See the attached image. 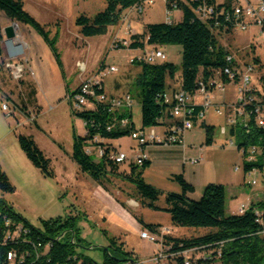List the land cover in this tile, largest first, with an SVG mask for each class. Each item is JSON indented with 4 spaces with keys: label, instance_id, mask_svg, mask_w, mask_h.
<instances>
[{
    "label": "rangeland",
    "instance_id": "rangeland-1",
    "mask_svg": "<svg viewBox=\"0 0 264 264\" xmlns=\"http://www.w3.org/2000/svg\"><path fill=\"white\" fill-rule=\"evenodd\" d=\"M42 1L45 9L37 6L34 0H25V10L45 25L52 35L59 30L57 46L61 54V65L49 47L44 49L41 46H37L38 56L31 60L29 71L20 80L12 78L8 69L0 64V168L16 186L14 193L4 194V197L35 227H42L43 220L78 214V228L85 245L77 249L98 263L104 260L105 248L113 249L112 238H116L127 251L137 255L138 260H133L138 261L136 264H171L168 257L159 256L163 252L162 239L161 242H152L141 238L143 227L140 219L147 223L160 222L169 229V233L177 236H197L211 229L174 225L167 211L143 205L135 186L119 175L111 174L100 185L82 172L72 153L74 136L84 135L86 125L83 117L73 113L69 96L80 82L94 76L104 65L102 73L106 93L110 96H122L128 92L132 94L133 122L136 129L141 131L142 105L135 82L142 66L132 63V59L143 55L144 50L118 48L113 42L123 38L128 31L130 34L126 39L130 42L131 35L144 32L148 23L180 21L182 11L175 7L168 9L165 0H146L143 13L131 8L125 9L119 21L110 25L106 34L85 37L76 25V18L81 14L94 16L103 11L107 6L106 0H62L60 3L55 0ZM58 18L59 26L55 23ZM245 20L249 23L247 29L237 27L230 33L216 32V36L219 45L235 56L238 64L241 63V73L249 75L251 85L264 97V30L254 21V17L248 15ZM145 42L146 49L150 50L152 45L147 39ZM161 47L168 55L165 61L178 68L174 80L167 78L170 91L179 87L182 79V46L165 44ZM255 58H259L260 62H256ZM79 62L85 63L84 70ZM250 64L254 66L253 70H249ZM111 66L118 67V71L111 72ZM240 83V80H232L226 83L224 89L209 91L212 107L206 108L205 116L186 131L185 142L207 148V151L203 150L204 157L213 162L215 171H221V176L226 174L220 179H233L234 188L242 191L239 201L249 205V197H253L254 201L256 195L258 199L263 197L264 174L259 169L245 174L243 151L238 148L237 136L231 135L228 127L229 119L234 116V107H226L222 113L214 108L216 104H237ZM197 101L204 104L205 97L198 96ZM3 103L8 104V108H3ZM203 121L214 126L211 144L207 143ZM223 126L228 128L227 134L223 132ZM156 130L163 132V125H158ZM19 133L33 136L49 159L52 175H45L28 159L19 145ZM231 138L234 143L230 142ZM108 141L128 158L142 154L139 143L131 134L110 138ZM164 146L168 145L150 144L146 146L145 153L148 157L163 158L164 152L160 149ZM171 167V163L153 160L152 167L145 171L147 182L168 188L165 186L168 180L164 179L162 172ZM254 180L256 184L252 183ZM229 181L226 183H231ZM169 189L165 192L174 191L173 188ZM166 193L156 201L158 206H167ZM203 255L202 251L194 255L193 252L187 254L196 259ZM213 264H220V261H214Z\"/></svg>",
    "mask_w": 264,
    "mask_h": 264
},
{
    "label": "trees",
    "instance_id": "trees-1",
    "mask_svg": "<svg viewBox=\"0 0 264 264\" xmlns=\"http://www.w3.org/2000/svg\"><path fill=\"white\" fill-rule=\"evenodd\" d=\"M106 1L107 6L103 11L94 16L81 14L76 18V25L79 26L83 36L106 34L109 26L119 21L123 10L144 6L146 0ZM165 2L168 9L177 6L182 11L180 21L148 23L144 32L131 35L128 46L121 44L114 46L145 49L146 39L152 46L180 44L182 46L180 86L190 94H194L199 88L200 80L208 82L219 71H222L220 78L224 85L232 81L224 73V69L229 65L227 61L229 52L219 45L216 35L222 31L230 33L234 30L237 22L233 16V7L238 0H224L223 2H218V0H165ZM202 5L213 6L215 12L211 16L202 17L198 13ZM227 11L230 12L231 20L226 19ZM1 12L6 13L13 21L30 25L36 29L61 65V54L57 46L59 30L52 35L45 25L25 10V0H0ZM56 25L59 26L60 23L57 22ZM3 39L0 20V59L2 60L0 64L8 69L7 60L3 57ZM255 61L260 62V59L255 58ZM139 64L142 69L135 84L139 89L142 105L141 130L163 125L164 132L170 134L172 123L166 121L164 114L167 105L160 103L159 97L170 87L167 84V78L172 80L176 78L178 68L168 61ZM27 71H29L28 61ZM8 72L10 73L9 69ZM10 76L13 78L11 73ZM238 79V76L234 78V80ZM96 93L98 96L105 93L104 83L102 88L96 87ZM92 101L93 107H86L80 111L73 109L74 114L83 117L86 125L84 135L75 134L74 136L72 157L79 169L100 185H103L111 174L121 176L135 186L143 205L167 211L174 225L211 229L197 236L176 237L164 229L161 224L147 223L140 219L142 229L155 233L158 236V242L162 239L163 252L169 255L171 264H184L186 258L203 263L208 256L211 257L208 260L210 264L214 261H220V264H264V193L262 199L248 205L244 213H228L227 188L224 184L208 183L203 195L199 199H193L188 193L194 191V186L180 173L176 174L174 179L178 181L182 190L166 193L167 206H158L156 201L164 192L145 180L144 172L151 164L149 158L144 161L143 165H139L133 158L125 162H117L112 158L113 154L118 153L119 148L108 139L130 135L137 130L131 109L113 112L109 110L108 103L98 102L95 97ZM70 103L72 105L71 101ZM190 109L192 113L187 118L195 124L205 110L202 105L195 103L190 105ZM123 117L129 120L127 126L120 124V119ZM202 125L206 129L207 143L211 144L214 126L207 125L205 121ZM230 134L237 136L238 148L244 150L245 174L256 169L264 174V126L258 127L254 116H251L246 125L240 122L233 125ZM18 141L21 149L35 167L45 175L53 174L49 159L32 135L19 133ZM89 146L103 149V155L95 160V156L86 150ZM146 146L148 145L143 147L146 148ZM251 146H255L257 150L260 149L261 153L256 154L257 157L254 160L248 161L246 155ZM15 191L16 186L11 182L8 174L0 168V264H124L129 260H138L134 252L127 251L123 243L119 244L116 238H112L113 249L105 248L104 260L98 263L77 249L78 246L85 245L78 228V214L43 220L42 227H35L4 197V194ZM123 205L126 207L124 203ZM60 236L62 237L59 238ZM190 249H195L193 255L199 251H202L204 255L196 259L187 256L190 252L186 255L179 254ZM12 251L16 255L13 260H9L8 253Z\"/></svg>",
    "mask_w": 264,
    "mask_h": 264
},
{
    "label": "built area",
    "instance_id": "built-area-1",
    "mask_svg": "<svg viewBox=\"0 0 264 264\" xmlns=\"http://www.w3.org/2000/svg\"><path fill=\"white\" fill-rule=\"evenodd\" d=\"M177 8V6L175 7ZM145 9L144 6H136L131 10L138 11L139 13H143ZM215 12L213 6L202 5L198 9L199 15L202 17L211 16ZM254 17V21L262 26L264 30V2L262 0H238V3L233 7V16L236 19V25L234 27H240L241 29H247L249 23H247L246 16ZM226 19L231 20L230 12L227 11ZM171 21V20H169ZM128 34L130 32L128 31ZM129 40L125 39H115L113 45L121 44L128 46ZM143 55L135 57L132 59V63H159L165 61L168 58L165 50L161 46H152L150 50H147L146 47ZM228 66L224 69V73L231 79L234 80L236 76L239 77L240 85L238 88L239 97L237 104L228 105L227 103L216 104L214 108L222 113V109L229 108L230 106L234 107V116L229 119L228 127H231L237 123L247 124L248 120L251 116H254L255 124L259 126H264V97L258 93L256 88L251 85V80L248 74H242V70L240 69L241 63L238 64L235 56L229 54L227 56ZM81 69H85V63L79 62ZM7 68L10 70L11 75L15 79H20L24 76L27 70V60L23 57H13L7 60L6 64ZM104 66H102L94 76L89 77L86 80H83L82 83L71 92L69 99L72 102L73 109L76 111L83 110L86 107H93L92 98H96L98 102H106L110 106V111L113 112H122L128 111L132 108L133 104V96L130 92L126 93L122 96H110L106 93L98 96L96 93V87L102 88L104 82V75L102 73ZM254 66L249 65V70H253ZM111 72L118 71V67L111 66ZM215 77L211 78L210 81L205 82L204 80H200V86L195 91L194 94H190L182 86L171 89L170 91H165L162 96L159 97V102L167 105V110L164 111L166 115V121L171 122V131L172 133L167 134L166 132H157L155 128H148L145 130H135L131 133L132 137L139 143V147L141 148L142 154L134 157L133 159L139 164L143 165L144 161L149 157L145 153V148L143 146L150 144H165V145H180L184 142V136L186 131L190 130L194 126V122L187 118L189 114L192 113V109H190L191 104H197L195 102L196 96L205 97V103L199 104L204 107V110L208 107H212V104L209 100V91L215 88L224 89L225 85L221 81L220 75H222V71L215 73ZM242 75V76H241ZM3 108H8V104L3 103ZM168 114L170 116H168ZM206 112H202L200 114V118L205 116ZM239 118L241 121H239ZM129 123L128 118L123 117L120 119L121 126H127ZM111 128V127H110ZM226 126L223 127V132H227ZM229 129V130H230ZM231 143H234V140L230 139ZM87 152L93 154L95 157H100L103 155L104 150L101 148H93L91 146L86 148ZM244 152V150H242ZM257 148L252 146L247 151L246 159L248 161H252L255 159L257 154ZM112 158H114L117 162H125L131 158H128L127 155L118 151V153L113 154ZM203 159V155L198 157L190 158L189 161L192 164H197ZM252 173V172H250ZM249 173V174H250ZM256 184L257 181L254 180L252 182ZM248 208V204H241L238 208V213H244ZM21 227V226H20ZM169 231L168 228H165ZM64 236V235H62ZM60 236L59 238H61ZM141 238L148 239L152 242H158V236L155 233H152L148 230H141ZM72 242L74 240L72 239ZM195 249H190L185 252H180L179 254H187L189 252H193ZM15 252L8 253V259L13 260L15 257ZM159 256L168 257L169 255L162 252ZM209 258L206 257L205 262L199 263L196 260H192L190 258L185 259L184 264H210ZM138 261L129 260L124 264H136Z\"/></svg>",
    "mask_w": 264,
    "mask_h": 264
},
{
    "label": "crops",
    "instance_id": "crops-1",
    "mask_svg": "<svg viewBox=\"0 0 264 264\" xmlns=\"http://www.w3.org/2000/svg\"><path fill=\"white\" fill-rule=\"evenodd\" d=\"M55 1L59 2V3L63 2L62 0H55ZM34 2L36 3L37 6H40L41 9H43V8L45 9V7L42 6V2H43L42 0H34ZM56 9H58V8H56ZM59 16H61V14ZM0 20L2 23L3 30L6 26L10 25L13 22V20H11L6 15V13H4V12L0 13ZM58 21H60L59 18L57 19V22ZM57 22L55 21L56 24H57ZM17 27H19V28L18 29L16 28L17 35L15 38L8 39L5 36L4 31H3V35H4V39L2 41L3 57L6 60L13 58V57H18V58L23 57L24 59H26L28 61V65H29L31 60L38 56L37 46H39V47L41 46L44 49H46V47H49V46L45 42L43 37L30 25L19 23V25ZM128 36L129 35L127 34L125 36H122L123 38H120V39H125ZM81 83L82 82H80L79 85ZM116 86L118 87L119 84L117 83ZM105 90H106V88H105ZM111 96H114V94H112ZM197 98H198V96L195 97V102L197 104H199L197 101ZM132 109L133 108H131V111H132ZM227 133L228 132H226L225 134H227ZM186 136L187 135L185 134L183 144L168 145V146H164V148H161L160 151L164 152V155L162 156L163 158H158L156 156L151 157L149 155L150 156L149 160L151 161V164L148 168L152 167L153 160H155L156 162H165V163H171L172 164L171 169L164 170L162 172L164 179L168 180V182H166V185H165L168 188L164 189L162 187H159L158 185H154V186L161 189L164 192V194L166 193L165 192L166 190H170L169 188H173L172 190H174L175 192H180V190H182V188L180 185L176 184L177 182L174 179V176L176 174L182 173L184 175V177L186 178V180L194 186V191L189 192L188 195L193 199H199L203 195L205 187L208 183H211V182L219 183V182H221V183H224L227 185V212L230 211V213H238L239 206L241 204H244V203L239 201V197L242 194L241 193L242 191L238 188H236V189L234 188L235 183H232V182H234L233 179L227 178L228 181H225L224 179H220L221 177H225L226 174L224 173L223 176H221L222 175L221 171H219V172H217V170L215 171V167L213 166V162L211 160H209V158L206 159L204 157L203 150L207 151V148H204L203 146H196V145L191 144V143L187 144L185 142ZM145 150H146V148H145ZM200 155H203V159L199 163L192 164L189 161L190 158L198 157ZM170 176H172V177L170 178ZM144 177H145V180L147 181L146 176H145V172H144ZM229 180H231V183H226V182H230ZM231 184H232V186H231ZM255 197H256V201H258L259 196L256 195ZM228 198H229V202H228ZM252 198L249 197V202H248L249 205L252 202H256V201H254V198L253 199ZM154 223L161 224L160 222H154ZM162 227L164 229L166 228V227H164V225H162ZM173 236L186 237V236H177V235H173Z\"/></svg>",
    "mask_w": 264,
    "mask_h": 264
},
{
    "label": "water",
    "instance_id": "water-1",
    "mask_svg": "<svg viewBox=\"0 0 264 264\" xmlns=\"http://www.w3.org/2000/svg\"><path fill=\"white\" fill-rule=\"evenodd\" d=\"M18 26V22L13 21L10 25L6 26L4 28V34L8 39L15 38L17 33H16V28Z\"/></svg>",
    "mask_w": 264,
    "mask_h": 264
}]
</instances>
